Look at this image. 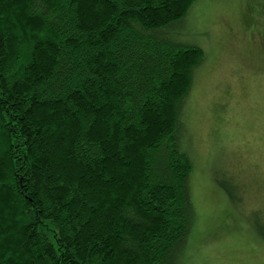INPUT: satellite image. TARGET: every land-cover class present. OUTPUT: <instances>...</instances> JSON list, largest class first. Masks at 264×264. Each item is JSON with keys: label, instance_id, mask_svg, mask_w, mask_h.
Instances as JSON below:
<instances>
[{"label": "trees", "instance_id": "obj_1", "mask_svg": "<svg viewBox=\"0 0 264 264\" xmlns=\"http://www.w3.org/2000/svg\"><path fill=\"white\" fill-rule=\"evenodd\" d=\"M199 1L0 0V264H193Z\"/></svg>", "mask_w": 264, "mask_h": 264}, {"label": "rangeland", "instance_id": "obj_2", "mask_svg": "<svg viewBox=\"0 0 264 264\" xmlns=\"http://www.w3.org/2000/svg\"><path fill=\"white\" fill-rule=\"evenodd\" d=\"M182 28L207 55L187 111L193 264H264V0H200Z\"/></svg>", "mask_w": 264, "mask_h": 264}]
</instances>
